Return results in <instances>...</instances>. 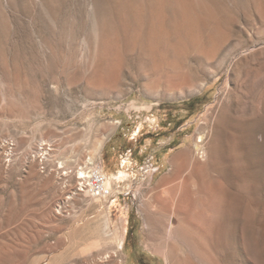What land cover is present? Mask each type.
<instances>
[{"label":"rangeland","instance_id":"374dc122","mask_svg":"<svg viewBox=\"0 0 264 264\" xmlns=\"http://www.w3.org/2000/svg\"><path fill=\"white\" fill-rule=\"evenodd\" d=\"M178 64L193 83L206 80L203 91L146 93L154 80L180 82ZM100 77L101 91L84 82ZM206 120L221 137L218 171L233 167L235 208L227 222V203L220 213L211 200L196 206L220 222L231 264H264V0H0V264H112L108 255L128 264L133 246L136 264H167L170 229L190 243L206 227L172 215L189 174L174 160L186 149L198 156ZM82 167L120 182L109 200L124 210L121 251L95 234V206L107 200L76 194Z\"/></svg>","mask_w":264,"mask_h":264},{"label":"bare ground","instance_id":"6f19581e","mask_svg":"<svg viewBox=\"0 0 264 264\" xmlns=\"http://www.w3.org/2000/svg\"><path fill=\"white\" fill-rule=\"evenodd\" d=\"M232 7H233V5H232ZM135 8H137V7H135ZM205 9H206V6H205ZM208 14H207V16H208ZM210 16H212V15H210ZM217 47H219V46H217ZM217 49L218 48H216V50L213 49V50L209 51L208 53L206 52L204 54V56L208 57L209 60L214 59L217 56ZM194 51H195V49H194ZM201 51H203L202 48H201ZM197 53H199V51ZM179 54H180V52H179ZM181 54H183V53H181ZM177 58H179V57H177ZM174 59H176V58L174 57ZM174 62L172 64H174ZM176 63H177V60H176ZM224 63H225V58L222 60V62L213 71L210 72L209 71L210 69L209 70L207 69L210 76H212V77L217 76V74H219L218 72H220L222 70L221 68L224 65ZM172 68L174 71H176L179 74L180 82L163 84L159 80H156V81L154 80L152 82V86H149V88L146 90V93L148 95L154 96L156 98H160L163 96V94H165L164 96H166L169 99H171V98L182 99V98H185L186 96L200 93L206 87V85H207L206 80L203 82H200L199 84L195 83L196 81L193 83V80H192L193 74L191 76H189V75L187 76V74H189V73H187V71H185V70L181 71V69L179 68V64H178V66L172 65ZM184 71L187 73L186 75L184 74L185 73ZM117 73H118V70L115 69V71L113 72V81L114 82L117 81ZM175 74L176 73H174V75ZM147 77H150V76H147ZM195 77H196V74H195L194 78ZM84 82L86 83V85L88 87L94 88V89L100 90V91L103 90L105 87L103 85L104 82H103L101 77L96 79L95 81H92V82L91 81L89 82L86 79H84ZM165 82H167V81H165ZM117 97L119 99L120 95H117ZM15 109L16 108H13V110H15ZM222 124H223V121L220 124V126H222ZM212 128L214 130V126H213L212 122L206 120V123L203 126L202 131L199 133V136L197 138L196 150H197L198 156H194L195 154L193 155V152L191 149H186L183 152H181L174 160V164H175V166L179 172H183L184 170L189 169V174L186 177L184 176L185 179L182 182L183 184L181 186L182 192H181V195H180L181 198L179 199V201H180V204L182 205V207L181 206L177 207V205H176L175 209L174 210L172 209L173 210L172 215L175 218L176 217L179 218V216L181 215L183 221L187 220L188 223L192 224V225H198V222L202 221L205 223L206 227L204 228V230L202 232L201 238L193 237V239L191 238L193 241L190 240L191 241L190 243H188L187 240L185 239V237L182 236L183 230H179L178 227H173L172 229H170L171 235H172V239H171L172 241L170 242V244L168 243L169 245L167 244L169 246L168 250H167L168 253H166V255H165V258L167 259V264H231L230 261L228 260V258L224 255V249L226 248V243H225L224 236H222L223 233L221 231L220 222L212 224L211 223L212 219H211V215H210L209 211H207L206 209L199 210L196 206L197 200H200V201H204V200L210 201L211 200L217 206L216 212L220 213L221 203H223V202L227 203L226 204L227 214H225V218H227L226 219L227 222L232 217V214H233L234 208H235L233 206L234 203L232 202V200L229 199L228 192L226 190L227 186H229L231 183V179L229 177L232 175L233 167H231L230 165H229V167L225 165L224 167L227 170H226V172H224V175L218 171L222 166V163H221L222 160L224 161V159H223V147L221 146V144H218L219 140H221L219 130L216 129L215 134H213ZM209 136L211 137V139H213V146H211L210 149L207 151L205 141H207ZM42 143H43V141H42ZM45 143L46 142H44V144ZM103 143H104V141H101L98 144V146L96 148L97 152L95 153V157H96V155L101 154V151L103 148ZM232 145L234 148V146L236 147L238 145V143H233ZM42 151H44L43 145H42ZM213 154H214V157L212 156ZM206 158L210 159L207 164H205L203 162L206 160ZM91 160H93V159H91ZM90 163H92V162H90ZM223 163L226 164V161H224ZM63 164L64 163H61V165H63ZM112 164H113V161H112ZM208 169L213 171V172H218L219 174L216 177L204 175L205 171ZM78 172L80 173V170H78ZM78 172H77V174H79ZM103 172L108 177L107 178V180H108L107 186L113 192V187L115 185L117 186L118 184H120V182L118 181V178L115 175L114 171H113V178L115 180L109 179V173L111 171L107 172V170L104 169ZM157 200H158V203H161V201H162L160 196L157 197ZM159 200H160V202H159ZM117 202L118 201L112 202L111 200H107V201L101 202V204L95 206L96 212H97L98 216L100 217L99 219L101 221H100V223H98L96 230L95 229L94 230H95V234L98 235L100 241H101V239L103 240L104 238L109 237L110 241H112V243L115 244L117 246V248L120 250L124 246V238H125L124 233H125L127 228L124 227L121 229L119 226V222L121 220V217H123V215H124V210H123L122 206ZM187 204L189 206H186V208L183 207ZM166 211H169V210H166ZM170 212H171V210H170ZM161 219H162V217H161ZM80 225H77V226H80ZM164 226L165 225L161 226L162 229L164 228ZM203 239H206V241H204ZM166 242H168V240ZM166 242H165V244H166ZM199 244L201 245L200 249H203L204 253L203 252L201 253L200 251L198 252V250L196 249L197 248L196 245H199ZM179 246H181V247L186 246V248H188V250L190 252L189 257L186 258L185 256L182 255V252L180 250L181 248ZM133 249H134V246L132 247L131 250L128 251L129 258H127V261H126V262H129L128 264H136L135 263V261H136L135 256H133L131 254L133 252ZM116 253H115V257H117L119 255V254L116 255ZM110 258H111L112 264H124V260L121 259V261H120L119 259L117 260L114 257L109 256V255L105 259H110ZM106 263H108V262H106Z\"/></svg>","mask_w":264,"mask_h":264},{"label":"built area","instance_id":"2783aa9c","mask_svg":"<svg viewBox=\"0 0 264 264\" xmlns=\"http://www.w3.org/2000/svg\"><path fill=\"white\" fill-rule=\"evenodd\" d=\"M45 170V169H44ZM77 174L76 194H87L93 199L109 200L114 197L113 192L107 186L108 180L101 167L90 168L82 167ZM65 210V202L57 206L58 214Z\"/></svg>","mask_w":264,"mask_h":264},{"label":"crops","instance_id":"0c3cea01","mask_svg":"<svg viewBox=\"0 0 264 264\" xmlns=\"http://www.w3.org/2000/svg\"><path fill=\"white\" fill-rule=\"evenodd\" d=\"M133 139V138H132ZM110 143H118V141L114 140V137L110 139Z\"/></svg>","mask_w":264,"mask_h":264}]
</instances>
